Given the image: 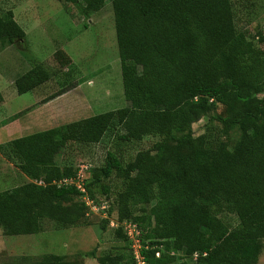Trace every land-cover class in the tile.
Masks as SVG:
<instances>
[{"label":"trees","instance_id":"obj_1","mask_svg":"<svg viewBox=\"0 0 264 264\" xmlns=\"http://www.w3.org/2000/svg\"><path fill=\"white\" fill-rule=\"evenodd\" d=\"M59 1L73 3L88 19L105 0ZM111 3L127 105L0 144V153L29 179L0 191V226L7 235L37 233L42 210L58 222L77 221L62 202L82 193L55 183L77 172L59 165L56 155L69 141L98 142L118 123L126 131L123 139L157 134L161 140L126 165L108 151L105 165L90 174L85 188L90 196L94 185L108 193L102 178L114 172L122 179L117 218L135 223L141 240L153 246L142 251L148 264L193 260L195 252L198 264L255 263L257 241L264 238V95L259 96L264 92V52L237 31L231 0ZM24 37L12 10L0 14V40L12 44ZM50 78L38 62L14 85L22 94ZM211 98L246 108L222 119L240 125L242 135L233 151L224 141L210 146L204 134L190 132L191 124L212 108ZM213 203L235 214L237 225L230 227L214 214Z\"/></svg>","mask_w":264,"mask_h":264},{"label":"rangeland","instance_id":"obj_2","mask_svg":"<svg viewBox=\"0 0 264 264\" xmlns=\"http://www.w3.org/2000/svg\"><path fill=\"white\" fill-rule=\"evenodd\" d=\"M111 1L105 0L87 19L70 2L0 0V14L12 10L25 32L24 39L12 44L0 40V144L127 105ZM231 1L237 31L264 52V0ZM38 62L47 67L51 78L31 91L17 93L14 80ZM209 102L212 108L191 124L190 132L195 137L204 134L210 146L224 141L233 151L242 135L240 125L222 119L233 118L246 108L240 102L224 105L212 98ZM19 111L23 112L16 116ZM124 134L125 129L114 123L96 143L69 141L58 151L56 162L73 166L76 172L83 167L86 181L105 165L108 151L126 165L161 140L157 134H145L138 140L123 139ZM181 134L174 132V136ZM27 180L0 153V191ZM102 182L110 187L108 193L94 185L93 196H74L62 202L65 211L78 218L72 224L58 222L42 210L40 231L35 234L7 235L0 226V264H135L121 231L123 222L117 218L116 196L123 181L113 172ZM103 204L108 206L104 210ZM210 209L230 227L237 225L235 214L222 203H213ZM257 249L253 264H264V238L257 241ZM169 264L198 263L178 258Z\"/></svg>","mask_w":264,"mask_h":264},{"label":"built area","instance_id":"obj_3","mask_svg":"<svg viewBox=\"0 0 264 264\" xmlns=\"http://www.w3.org/2000/svg\"><path fill=\"white\" fill-rule=\"evenodd\" d=\"M83 167L81 170H79L75 176L72 177H66L62 178L58 181H55V183L59 186L64 185H73L75 186L81 193L84 198H87L88 194L85 188V179H86V174L82 172ZM91 199H87V202H91ZM108 206L103 204L101 205V208L104 210ZM123 228L126 233L127 238L130 241V254L132 257V260L135 264H148L147 259L143 255L142 251L143 249L148 250L152 249L153 246H151L148 241H142L140 237V231L137 227V225L131 221H124L123 222ZM205 254V253H204ZM155 256L159 257L160 256V251L157 250L155 252ZM199 254L195 252L192 255L193 260H197Z\"/></svg>","mask_w":264,"mask_h":264},{"label":"crops","instance_id":"obj_4","mask_svg":"<svg viewBox=\"0 0 264 264\" xmlns=\"http://www.w3.org/2000/svg\"><path fill=\"white\" fill-rule=\"evenodd\" d=\"M29 116L28 117H30L31 115H33V111H31L30 112V114H28ZM21 173V172H20ZM22 174V173H21ZM22 176L24 177L25 175L24 174H22ZM26 177V176H25ZM27 178V177H26ZM28 179V178H27ZM29 180V179H28ZM35 234V233H34ZM20 235H27V234H20Z\"/></svg>","mask_w":264,"mask_h":264}]
</instances>
